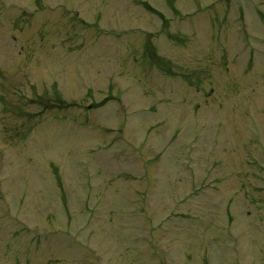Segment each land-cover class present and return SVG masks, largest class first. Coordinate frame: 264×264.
<instances>
[{"label": "rangeland", "instance_id": "1", "mask_svg": "<svg viewBox=\"0 0 264 264\" xmlns=\"http://www.w3.org/2000/svg\"><path fill=\"white\" fill-rule=\"evenodd\" d=\"M0 264H264V0H0Z\"/></svg>", "mask_w": 264, "mask_h": 264}]
</instances>
